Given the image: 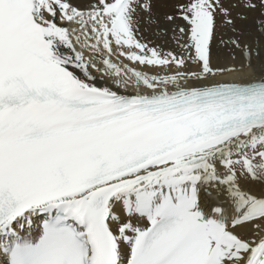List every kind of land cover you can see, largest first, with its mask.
<instances>
[{"label": "snow or ice", "instance_id": "1", "mask_svg": "<svg viewBox=\"0 0 264 264\" xmlns=\"http://www.w3.org/2000/svg\"><path fill=\"white\" fill-rule=\"evenodd\" d=\"M0 264H264V0H0Z\"/></svg>", "mask_w": 264, "mask_h": 264}, {"label": "bare ground", "instance_id": "2", "mask_svg": "<svg viewBox=\"0 0 264 264\" xmlns=\"http://www.w3.org/2000/svg\"><path fill=\"white\" fill-rule=\"evenodd\" d=\"M113 62H115V63H124V64H129V66L130 67H135V68H137V70H142V71H145V72H148L149 74H153V73H155L156 72V70L155 69H151V68H147V67H145V68H140L138 65H132V64H130V62H128L127 60H123L122 58H121V60H117L115 57H113ZM95 75H99V74H96V73H94ZM109 84H111V81L109 80V81H107Z\"/></svg>", "mask_w": 264, "mask_h": 264}]
</instances>
